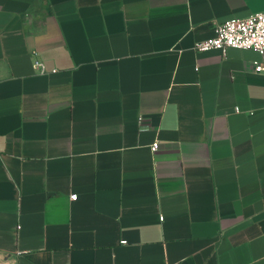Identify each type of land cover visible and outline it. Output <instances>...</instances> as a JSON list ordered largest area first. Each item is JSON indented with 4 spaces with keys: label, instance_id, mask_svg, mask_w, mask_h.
I'll return each mask as SVG.
<instances>
[{
    "label": "crops",
    "instance_id": "crops-1",
    "mask_svg": "<svg viewBox=\"0 0 264 264\" xmlns=\"http://www.w3.org/2000/svg\"><path fill=\"white\" fill-rule=\"evenodd\" d=\"M263 10L0 0V264H264Z\"/></svg>",
    "mask_w": 264,
    "mask_h": 264
},
{
    "label": "built area",
    "instance_id": "built-area-1",
    "mask_svg": "<svg viewBox=\"0 0 264 264\" xmlns=\"http://www.w3.org/2000/svg\"><path fill=\"white\" fill-rule=\"evenodd\" d=\"M228 47L252 49L258 52L261 60L253 61L254 70L264 72V10L242 18H231L217 23L213 36L196 42L194 45V48L199 51L224 52ZM34 64L39 71H44L42 63L35 60ZM157 145V142H153L152 150H155ZM70 198L75 199L76 194H71Z\"/></svg>",
    "mask_w": 264,
    "mask_h": 264
}]
</instances>
